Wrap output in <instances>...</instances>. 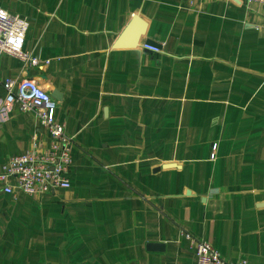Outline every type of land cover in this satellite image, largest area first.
Listing matches in <instances>:
<instances>
[{
  "label": "crops",
  "instance_id": "crops-1",
  "mask_svg": "<svg viewBox=\"0 0 264 264\" xmlns=\"http://www.w3.org/2000/svg\"><path fill=\"white\" fill-rule=\"evenodd\" d=\"M0 8L28 21L39 62L0 57V171L48 140L5 80L35 81L72 138L69 189L12 197L0 182V264H194L192 241L264 264V2Z\"/></svg>",
  "mask_w": 264,
  "mask_h": 264
},
{
  "label": "built area",
  "instance_id": "built-area-1",
  "mask_svg": "<svg viewBox=\"0 0 264 264\" xmlns=\"http://www.w3.org/2000/svg\"><path fill=\"white\" fill-rule=\"evenodd\" d=\"M262 3L264 0H247ZM29 23L25 18L8 13L0 8V57L8 56L32 66L37 59L23 51V43ZM143 49L158 53L159 49L144 44ZM5 102L15 104L24 114H32L38 125L47 133V144L41 149L36 142L24 154L12 157L0 171L2 191L12 197L45 196L57 189L70 187L68 171L71 166L72 138L65 126L55 120L56 102L31 79H8L1 83ZM191 240L189 236H185ZM193 240V239H192ZM191 240V241H192ZM194 264H247L244 259L235 262L224 260L205 241H192Z\"/></svg>",
  "mask_w": 264,
  "mask_h": 264
},
{
  "label": "water",
  "instance_id": "water-1",
  "mask_svg": "<svg viewBox=\"0 0 264 264\" xmlns=\"http://www.w3.org/2000/svg\"><path fill=\"white\" fill-rule=\"evenodd\" d=\"M145 44H146V45H149V46H154V47H156L153 43H148V42H146Z\"/></svg>",
  "mask_w": 264,
  "mask_h": 264
}]
</instances>
